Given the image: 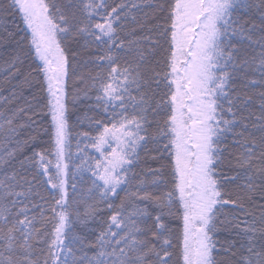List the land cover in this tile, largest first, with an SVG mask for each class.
<instances>
[{"label":"snow or ice","instance_id":"6c2138e0","mask_svg":"<svg viewBox=\"0 0 264 264\" xmlns=\"http://www.w3.org/2000/svg\"><path fill=\"white\" fill-rule=\"evenodd\" d=\"M241 8L261 13L258 37ZM7 10L24 27L0 29L13 45L2 70L17 78L31 60L24 83L45 95L28 109L44 102L51 142L22 158L19 141L0 148V264H264V0H0ZM82 51L104 115L74 154ZM253 86L259 114L244 115ZM20 114L36 123L23 106L0 113L5 143ZM232 228L239 241L221 243Z\"/></svg>","mask_w":264,"mask_h":264},{"label":"trees","instance_id":"16d2710c","mask_svg":"<svg viewBox=\"0 0 264 264\" xmlns=\"http://www.w3.org/2000/svg\"><path fill=\"white\" fill-rule=\"evenodd\" d=\"M7 2V0H4ZM111 3L112 0H109ZM251 4L258 3V0H248ZM236 18L240 19L241 22H246L249 27L253 24L256 26L254 29L253 35L254 38L258 37L260 34L261 28V13L255 8L244 9L241 8L237 12L234 13ZM23 28L24 25L21 22L19 15H13L10 10L0 12V29L7 28L12 31H18V27ZM82 44V42H81ZM76 47V45H72ZM13 55V45L3 44L0 45V113H3L5 117L11 116L12 111L18 107H25L26 111L29 114H32V110L28 109V102H31L33 106H36V100L33 99L34 96H42L45 95L43 93H39L33 82V86L30 87L24 83V78L29 72V65L31 64V60H26L23 65H20V71L24 75H18L17 78H13L9 80L6 76L5 71L2 69L5 68L8 60ZM89 56L88 51H82L80 63L77 65L76 75L72 78V80L68 83V87L71 90V94L67 97L68 104V115H69V125L71 129V150L75 154L77 152V140H85L83 136L78 134L80 133H89L90 135L95 134V124L93 121L95 119H99L103 117V113L96 108L95 101V91L90 88L89 84L82 81L81 76L87 78L89 73L95 72V68L92 66L91 62L86 65L84 64V60ZM32 75L35 76V72H32ZM241 81L237 80L236 87L239 88ZM15 91L17 93L16 97L13 98L12 92ZM249 93V95L253 96V103L249 106V108L244 112V115H248L249 113L259 114V100H258V92L260 88L258 86H253L245 89ZM72 94H74L77 99L72 100ZM7 98V99H5ZM32 119L36 122L35 124L29 125L27 122V115L20 114L14 120V126L17 127V135L14 138L12 143H5L3 141V137H0V148L14 149L16 148V141H19L23 147V152L19 153L21 158L23 155H31L33 150H42L48 146L51 142L50 133L45 131L50 127V116L46 114V109L44 108V102L41 101L39 107L35 109V114H32ZM20 125H24L20 127ZM250 132L259 136V132L257 129L250 128ZM36 136L35 140L30 141L28 144H24V141L30 140V137ZM231 143V141H229ZM81 149L85 152H88L92 155H98L95 153L94 149L88 147L84 149V144L81 143ZM148 164L154 165V162L151 159H145V153L141 151V161L140 166L144 167ZM19 167L18 163L16 165ZM139 171V168H137ZM123 196V193H121ZM118 204L119 201L117 200ZM254 210V208H253ZM80 211L83 213L84 205H80ZM258 215V211H257ZM239 217L241 220L248 219L251 220V216L245 217L242 212L239 213ZM172 227L175 229L177 221H171ZM74 228L77 232H83V226L80 224H74ZM239 231L238 229L232 228L230 232L221 231L217 234V238L221 243L229 240L239 241V238L235 236V233ZM238 250V256L232 258L233 261L239 258V243L236 245ZM175 252L176 250L173 249ZM176 260V257H174ZM218 262L224 260V256H217ZM182 264V260L179 262Z\"/></svg>","mask_w":264,"mask_h":264}]
</instances>
